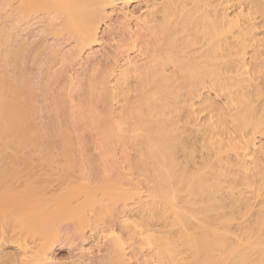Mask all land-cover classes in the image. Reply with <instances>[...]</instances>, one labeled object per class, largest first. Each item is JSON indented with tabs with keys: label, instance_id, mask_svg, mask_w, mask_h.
<instances>
[{
	"label": "bare ground",
	"instance_id": "1",
	"mask_svg": "<svg viewBox=\"0 0 264 264\" xmlns=\"http://www.w3.org/2000/svg\"><path fill=\"white\" fill-rule=\"evenodd\" d=\"M0 264H264V0H0Z\"/></svg>",
	"mask_w": 264,
	"mask_h": 264
},
{
	"label": "rangeland",
	"instance_id": "2",
	"mask_svg": "<svg viewBox=\"0 0 264 264\" xmlns=\"http://www.w3.org/2000/svg\"><path fill=\"white\" fill-rule=\"evenodd\" d=\"M74 176H75V173H70L69 176L59 178L57 175H55L51 172V177H49L48 179L51 182V184L53 186H55V193L57 195L58 193L64 191L65 187L73 179ZM41 185H42V183H41ZM48 193H50V192H48ZM55 193L54 194L52 193L51 195H55ZM77 193L80 194L82 192H77ZM48 195H50V194H48ZM85 229H87V228H85Z\"/></svg>",
	"mask_w": 264,
	"mask_h": 264
}]
</instances>
